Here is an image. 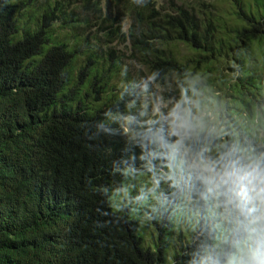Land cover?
<instances>
[{
  "label": "trees",
  "instance_id": "16d2710c",
  "mask_svg": "<svg viewBox=\"0 0 264 264\" xmlns=\"http://www.w3.org/2000/svg\"><path fill=\"white\" fill-rule=\"evenodd\" d=\"M0 264H264V0H0Z\"/></svg>",
  "mask_w": 264,
  "mask_h": 264
},
{
  "label": "rangeland",
  "instance_id": "374dc122",
  "mask_svg": "<svg viewBox=\"0 0 264 264\" xmlns=\"http://www.w3.org/2000/svg\"><path fill=\"white\" fill-rule=\"evenodd\" d=\"M102 1H104V0H102ZM152 181H153L152 177H149V178L146 177V179H144L143 177L136 178V179H135V177L134 178L131 177L130 180L128 182H126V187H125V190L122 191V194H123V192H130L125 198L130 200L132 205L134 206L138 200L132 201V199H130L129 196H131V195L137 196L139 194V192H137V191H143L144 194H142V195L143 196L145 195L144 197H146V196L152 197L153 195L149 194V193L154 192V190H155V187H153L149 184ZM147 190L149 192L148 195H147ZM123 198L124 197H122V199ZM138 211H139L138 208L133 209L134 213H137L139 215L145 214V210H142V212H139V213H138ZM188 220H190V218H188ZM185 221L186 220L184 219L183 225H182L184 227V229H186ZM192 225H193V223H192ZM146 241H148V239H146Z\"/></svg>",
  "mask_w": 264,
  "mask_h": 264
},
{
  "label": "clouds",
  "instance_id": "9594fccd",
  "mask_svg": "<svg viewBox=\"0 0 264 264\" xmlns=\"http://www.w3.org/2000/svg\"><path fill=\"white\" fill-rule=\"evenodd\" d=\"M237 171L234 167H233V170L230 171V172H225L224 173V177H227V178H231L233 176H236L237 175ZM224 177H222L221 179L223 180ZM250 178H255L254 174L253 173H246L245 175L243 176H239L238 179L240 180H249Z\"/></svg>",
  "mask_w": 264,
  "mask_h": 264
}]
</instances>
